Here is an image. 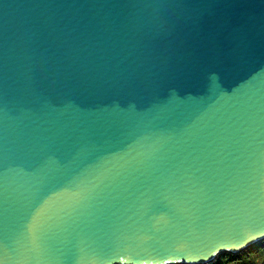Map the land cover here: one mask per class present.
<instances>
[{"label": "water", "instance_id": "95a60500", "mask_svg": "<svg viewBox=\"0 0 264 264\" xmlns=\"http://www.w3.org/2000/svg\"><path fill=\"white\" fill-rule=\"evenodd\" d=\"M262 240L264 0H0V264Z\"/></svg>", "mask_w": 264, "mask_h": 264}, {"label": "trees", "instance_id": "16d2710c", "mask_svg": "<svg viewBox=\"0 0 264 264\" xmlns=\"http://www.w3.org/2000/svg\"><path fill=\"white\" fill-rule=\"evenodd\" d=\"M251 248V247H250ZM247 248L246 250L237 253V254H229L227 257L222 259V262L218 261V258L215 262L216 264H254V259L251 258V254L249 249ZM211 263V264H213Z\"/></svg>", "mask_w": 264, "mask_h": 264}, {"label": "rangeland", "instance_id": "374dc122", "mask_svg": "<svg viewBox=\"0 0 264 264\" xmlns=\"http://www.w3.org/2000/svg\"><path fill=\"white\" fill-rule=\"evenodd\" d=\"M251 247V248H250ZM248 248L251 254V258L254 259V264H264V240L257 242L256 244L250 246ZM232 254L229 252L220 254L217 258L219 262H222V259L227 257V255ZM216 258V260H217ZM215 260V261H216ZM214 261V262H215ZM211 264V263H210ZM216 264V263H213Z\"/></svg>", "mask_w": 264, "mask_h": 264}, {"label": "snow or ice", "instance_id": "6c2138e0", "mask_svg": "<svg viewBox=\"0 0 264 264\" xmlns=\"http://www.w3.org/2000/svg\"><path fill=\"white\" fill-rule=\"evenodd\" d=\"M213 255H215V253H213Z\"/></svg>", "mask_w": 264, "mask_h": 264}]
</instances>
